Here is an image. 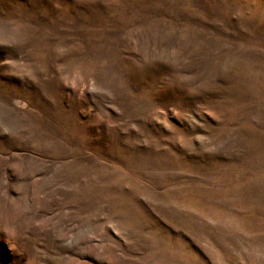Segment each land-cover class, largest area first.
I'll use <instances>...</instances> for the list:
<instances>
[{
	"label": "rangeland",
	"instance_id": "1",
	"mask_svg": "<svg viewBox=\"0 0 264 264\" xmlns=\"http://www.w3.org/2000/svg\"><path fill=\"white\" fill-rule=\"evenodd\" d=\"M0 264H264V0H0Z\"/></svg>",
	"mask_w": 264,
	"mask_h": 264
}]
</instances>
